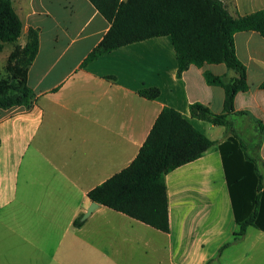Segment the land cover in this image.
<instances>
[{
  "label": "crops",
  "instance_id": "crops-1",
  "mask_svg": "<svg viewBox=\"0 0 264 264\" xmlns=\"http://www.w3.org/2000/svg\"><path fill=\"white\" fill-rule=\"evenodd\" d=\"M222 1L233 16L264 8V0ZM12 2L23 29L0 57L24 46L30 27L39 31V49L27 73L31 106L0 107V264H264V230L249 226L233 241L239 226L219 149L230 132L193 117L189 107L198 101L222 113L225 89L209 84L205 72L227 79L236 72L204 63L178 76L170 35L83 64L111 25L90 0ZM234 41L248 86L234 107L249 113L236 120L253 130V117L264 123V36L241 30ZM148 87L160 94L142 96ZM166 106L214 140L165 176L170 231L100 203L75 226L92 202L89 190L134 160ZM257 149L264 162V135ZM261 171L264 177V164Z\"/></svg>",
  "mask_w": 264,
  "mask_h": 264
},
{
  "label": "trees",
  "instance_id": "trees-1",
  "mask_svg": "<svg viewBox=\"0 0 264 264\" xmlns=\"http://www.w3.org/2000/svg\"><path fill=\"white\" fill-rule=\"evenodd\" d=\"M111 23L100 42L83 64L120 46L154 36L170 35L176 51L177 75L191 65L224 63L236 75L226 78L205 72L209 84L225 89L224 110L213 112L201 102L190 103L193 117L225 126L230 135L219 144L227 184L238 230L233 241L240 239L249 226L264 230V177L259 155L247 150L245 141L235 131L237 116L249 115L236 110L235 96L246 91V66L236 52L234 34L256 30L264 36V8L243 16H233L222 0H90ZM23 23L12 0H0V51L6 42L21 35ZM28 40L19 57L12 51L8 57L9 76L0 79V107H30L34 92L27 82L28 67L39 49V31L30 27ZM16 50V49H15ZM15 60L17 64L12 63ZM264 88V83L261 85ZM149 99L160 94L158 87L140 89ZM252 138L257 146L264 135V123L253 117ZM214 140L196 128L182 114L164 107L159 113L137 156L125 168L89 190L96 201L123 212L163 232L170 231L169 196L165 176L182 164L193 161L209 149ZM248 144L251 145L249 142ZM262 162V164H261ZM79 215L75 226L83 223ZM231 242L225 243L221 249ZM209 264V262H207Z\"/></svg>",
  "mask_w": 264,
  "mask_h": 264
},
{
  "label": "rangeland",
  "instance_id": "rangeland-1",
  "mask_svg": "<svg viewBox=\"0 0 264 264\" xmlns=\"http://www.w3.org/2000/svg\"><path fill=\"white\" fill-rule=\"evenodd\" d=\"M24 46L22 45H18L16 46V50L14 49L13 51H17L19 57L22 55V48ZM8 55L5 56V58H1L0 57V79H7L9 76V72L7 70V61H8ZM12 63L17 64V62H15V60L12 61ZM218 129H226V127H221V126H217ZM235 131L236 133L245 141L246 145H247V150L250 154H252L253 156L257 155V141L256 138H252V130H251V125L246 122V121H239L236 120L235 122ZM252 143V145L248 144V143Z\"/></svg>",
  "mask_w": 264,
  "mask_h": 264
},
{
  "label": "water",
  "instance_id": "water-1",
  "mask_svg": "<svg viewBox=\"0 0 264 264\" xmlns=\"http://www.w3.org/2000/svg\"><path fill=\"white\" fill-rule=\"evenodd\" d=\"M97 207H98V202L92 201L88 209L86 210V212L82 215L81 219L82 220L86 219L93 212V210Z\"/></svg>",
  "mask_w": 264,
  "mask_h": 264
}]
</instances>
